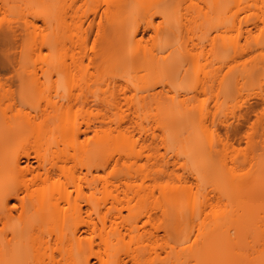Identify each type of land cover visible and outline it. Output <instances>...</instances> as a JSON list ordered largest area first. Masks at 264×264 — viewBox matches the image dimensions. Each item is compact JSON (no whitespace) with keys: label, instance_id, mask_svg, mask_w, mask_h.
<instances>
[{"label":"bare ground","instance_id":"obj_1","mask_svg":"<svg viewBox=\"0 0 264 264\" xmlns=\"http://www.w3.org/2000/svg\"><path fill=\"white\" fill-rule=\"evenodd\" d=\"M81 1L92 2L86 30L96 21L102 25V45L91 62L98 77L79 74L86 68L81 58L72 55L68 62L72 46L82 50V44L72 41V27L62 19L74 21L78 0H0V80L10 82L0 89L1 99L10 102L18 93L24 100L32 87L25 77L38 80L40 70L51 79L55 71L68 87L52 107L67 116L76 103L89 105L72 90L88 89L98 83L91 78L101 82L100 72H106L146 93L136 109L150 105L160 133H146L142 146L160 145L165 154H147L146 165L133 171L124 162L142 160V152L129 128L108 122L107 114L95 127L93 144L81 145L91 122L84 129L65 123L49 135L57 129L53 117L41 116L37 124V112L34 118L22 117L21 109L9 116V102L3 109L0 100V264H95L92 258L98 264H264V11L241 16L242 0H203L186 20L187 0ZM258 1L264 7V0L252 2ZM147 36L151 43L144 46ZM174 37L178 44H171ZM156 84L169 90L157 91ZM108 89L98 91L94 102L115 116L121 103ZM209 89L216 111L210 120L206 102L192 104ZM170 90H183V98L178 91L168 95ZM215 134L226 141H217L222 151L212 145ZM26 138L27 145L5 157L7 144ZM235 146L243 149L241 159Z\"/></svg>","mask_w":264,"mask_h":264},{"label":"rangeland","instance_id":"obj_2","mask_svg":"<svg viewBox=\"0 0 264 264\" xmlns=\"http://www.w3.org/2000/svg\"><path fill=\"white\" fill-rule=\"evenodd\" d=\"M71 1H73V0H67V3L70 5ZM252 1L253 0H242V5L239 7V12H240L241 16L245 15V13H247L249 11H251V12H254V11L263 12L264 11V9H263L264 7H263V4L261 3V1H258L257 4H255ZM64 4H66V0H65V3ZM195 4H198L199 6H204L205 5L203 0H187L183 4V8L184 7H191L190 8V11L187 12L185 10L182 13H180L179 15L181 16V14L187 12L186 13V16H184V18L186 17V20H187L188 18L192 17V14L194 12ZM77 6L79 7V11H78L77 16H75V15L73 16V17H76V18H74V21L72 20L73 18H71V16L69 17L67 15L68 16L67 19H66V17H65V19H62L63 17L60 16V17H62L61 18L62 20H65V22H68L69 21L67 24L72 27V29H68V31L70 32V35L73 38L72 41L73 42L76 41V42L82 44V46L80 47L82 50H79V48H78L79 45L77 46L78 49H76V48L74 49L73 46H72V48L68 52L69 53V55H68L69 56L68 57V62H71L72 61L70 59V57L72 55H75L77 58H81V62H82V65H83L82 66V69L84 67H86V68L84 70V73L83 72H80L79 74H87V76L89 74H92V75L98 77V73H97L96 69L93 66L95 64H91V62H93V61L96 62V59L98 57V53L100 51V45H102V42L100 41L102 39L101 38L99 39L100 36H99V32H98V30L101 31V29L99 28L101 24L99 23L100 24L99 25L98 22L96 21L97 25H94L92 28H90V31H89V28H88V31H87L86 29H87V26H88V18L89 17H92V15L90 14V12H88L90 10V7L92 6V2L91 1H88L87 3H83L81 0H78ZM69 15H72L71 12L69 13ZM0 17H1V15H0ZM24 17H23V19H25ZM28 17H27V19L30 18V17L29 18ZM182 18L183 17H181V19ZM184 18H183V22L186 23L187 21H185ZM61 19H60V21H62ZM99 19L100 18L98 17L97 20L100 21ZM18 20H21L22 22L24 21L22 19H18ZM55 20L58 21L57 18L56 19L54 18V21ZM37 23H38V25H40L41 30L42 29L43 30L45 29V26H44L45 24H43L41 21H39ZM73 23H75V24H73ZM242 26L244 28L246 27L244 25H242ZM55 28H56V26H55ZM58 28H57V30L56 29L55 30L58 31ZM46 29H48V28L46 27ZM43 30H42V33L43 32L46 33V31L45 30L43 31ZM64 31H66L65 28H64ZM68 31L65 32V33H68ZM86 31H87V34H86ZM243 31L244 30H242V32ZM39 32H41L40 29H39ZM51 32H52V30H51ZM100 33H102V32H100ZM150 33H151V35H154L153 31H150ZM68 35L69 34H67V40L65 39L66 37L64 36V39L66 40V42L68 41L67 43L65 41H63V43L65 42L67 44V45H64L63 44L65 47L66 46L69 47L70 44H71V42H70L71 40H69L71 37L69 38ZM120 36L121 35L119 34V38H120ZM193 37H194V40H196L198 38L197 35L196 36H193ZM243 37H244V32L240 36V42H241V44H244V41H245V39ZM151 39H152L151 36H147L146 39H145V41H143V45L144 46L149 45L151 43ZM177 39H178V37H177ZM186 39H187V36H186ZM172 41L173 42H171V44H173V43L178 44L177 43L178 40H176V37H174V40H172ZM187 41H188V39H187ZM187 41L184 40V42L186 44H188ZM195 42H197V40ZM74 44H76V43H74ZM127 46H126L128 48L127 50L129 51V45H127ZM78 52H80V55H79ZM41 53H42V56L41 57H45V56L48 55V51L46 49H43ZM31 55H32L31 56L32 57V60L30 62L32 63L33 60H35L37 58L38 53L36 54V52H35V54L33 53ZM201 62L202 63H205V61H204L203 58H202ZM40 63L39 62L37 63V67L38 66H41ZM28 66L29 65H26V67H28ZM87 66H88V68H87ZM87 69H88V71H87L88 73H86V70ZM139 73H137V74L134 73V75L136 74L135 77L137 76L136 78H140V76L143 74L141 72H139ZM38 74H39V77H37V78H39L38 80H35L34 77H29V76H27V77L24 78V80L26 82H29L31 84V86H32L31 87V92H30L31 94H29L30 96L28 95V97H26L24 100L22 99V97L19 96L18 93L15 94L14 97L13 96L11 97V99H10V102L11 103L8 100L4 101V99H1V97H0V100H3L4 103H5L4 104L3 101L2 102L0 101L1 103H3L2 104L3 109L6 108V104L9 102L8 104L10 106L7 104V108H6L7 109V112H8V115L11 114L9 116H12L14 114L16 115V113H18V110L21 109L22 111H24L23 112L24 114H22V117H24V118H26V115H29V114H30L29 117H31V118L32 117L34 118V116L40 114L39 115L40 117L36 116V117H38V119L36 118V122L39 121V123L42 120H44L43 119L44 116H45L44 118L47 117L49 119V121H50V118L53 117L52 120L56 122L57 129L54 132L48 133L49 135H53V133H56L60 129V127H62L65 123H71V122L79 123L81 125V127L84 129L85 126H86V122L89 121V122L92 123L93 130L90 131L87 135L82 136L80 138V142H79L81 145H86V144H89V143L90 144H93V142L95 141V127L98 126L99 125L98 123L102 120L101 115L103 114V116H104V114H107L108 115L107 116V121L108 122L111 121V120H114V123L119 122L120 124L123 125V127L127 126L129 128L128 129L127 127H125V128L128 129V131H130V132L127 133V135L128 136H132V141H135L137 143V145H136L137 147L136 148H137V150H139L138 152L139 153L142 152V155H141V159L142 160L139 161V160H136V159H129V160H126L124 162V163H127V165H129L130 162H131L132 164H130L129 166L132 167L133 171H138V170H140V168H142V165L143 166L146 165V158H145V156L147 154H153V153H156V154H165V149L162 146H160V145H158V146H156V145H153V146H145L144 145V146H142V143H143L142 140H143V138H146V135L147 134L148 135H151L152 132H155V133H158L159 134L160 131H159V128H158V124L156 122V118L154 117L155 110L150 105H147L145 109H142V111L144 110L143 112H140V110L137 111V109H136L135 104L138 103V102H140L142 96L145 95L146 93L143 92V91H139V90L136 91L135 88H134V86L130 82L129 83L126 82L127 80L122 79L120 77H113V76H110L109 77V76L106 75V72H103V73L100 72V74L102 75L103 81L100 82V81H96L94 78H91L92 82H94V83L95 82H98L100 84H98V83H95V84L90 83L91 82V80H90V82H89L90 85L88 84L90 87H88V89H86L87 86L85 85L86 88H85V86H80V87H77V88H75V89L72 90V92H73L72 94H74L75 96L76 95H82L79 98V100H81L83 97L86 96L89 99L88 100L89 101L88 102L89 105L86 104V106H84V105L81 104V102H78V104L76 103V106L71 107L73 109H71L69 111L70 113L67 116H63V115L61 116L58 113L54 112L55 110L52 107V105H53L52 101L53 102L54 101H60L61 100L60 98H59V100H56V99H58V95L59 96L60 95H65V92L67 91V87H68L67 86L68 83L66 82V79L63 78V77H61V75L59 76L58 74H56L55 71L52 72V78L51 79H47L46 77L42 76V71H40V70H38ZM112 75H114V74H112ZM114 76H116V75H114ZM16 79L17 78H15L14 80H16ZM93 79L95 81H93ZM19 80H21V79L19 78ZM77 80L78 79L76 78L75 80L70 81V84H74ZM129 81H131V80H129ZM18 82H20V81H17V83ZM9 83L10 82L7 81V80H0V89L2 90L3 87H4V89L8 88L7 85ZM151 85H152V83L148 87L152 88ZM189 85L190 84L188 82V86ZM185 86H187V85L185 84ZM38 87H40L42 89V92H38V89H37ZM82 87H84L83 90H85L84 91L85 93L83 91H81ZM101 88L104 89V91H106L109 88L108 89L109 92L107 91L108 93H106V94L108 96L109 95L110 96H113L114 94H116V95H114V97L116 96L115 98L117 99V101L118 100L120 101L121 108L122 109H121V112H119L115 116L112 115L111 111L109 112L106 109L105 110L104 109L102 110L101 107L96 106V102H94V100L96 99L97 92L100 91V90H102ZM155 88L157 89V91H162L164 89V92H166L167 90H169L168 87L163 88V86L161 84H156L155 85ZM179 90H176V91L174 90V91L175 92L178 91V93H181V97L183 98V96H182V94L184 95V93L182 92L183 90H181L180 92H179ZM82 92H83V94H82ZM213 92H214L213 90L211 91L209 89L205 95L199 96V99L196 98L194 100V102H192V104L195 103V105L196 104L198 105L201 102V100H203L204 102H206V104H207L206 107L209 110L208 111V114H207V118L209 120H210V117L212 119L213 115L215 114V113H213L215 111V109H214V104H215V101H214L215 100V97H214V95H215V93H213ZM174 93H173V91L170 90L169 93H168V95L172 96ZM188 93H190V91ZM127 97L132 100L131 103H128L129 101L128 102L126 101V98ZM11 100H13V101H11ZM161 101L164 104H167V102H168L165 97H162ZM61 102H63V100ZM11 105H13L14 107H12ZM8 107H9V110H8ZM100 111H102V112L100 113ZM35 112H37L39 114H36ZM209 112H210V114H209ZM55 113L58 114V115L56 116ZM209 115H210V117H209ZM41 116H43V117H41ZM221 116H222V113L219 114V118ZM37 124H38V122H37ZM114 127H115V125H112V129ZM211 128L214 129L215 127H213L211 125ZM114 135H117V132H114ZM215 136L216 137H215V139L213 138L214 141H212V143L213 142L214 143L212 145L217 150H220L222 147L221 148L218 147L219 144L222 145L223 144L222 142H225L226 143V141L223 140L222 142H220L219 141L220 137H217L219 135L218 134L217 135L215 134ZM216 138H218V139H216ZM223 138L224 137H222L221 139H223ZM27 140H29V139L26 138V139H23L21 141H17V142H14L13 141V142H11L12 144L14 143V145H12L11 143L10 144H7L6 145L7 147L5 146L4 147V150H3V153L4 154L6 153L5 157L10 156L9 155L10 153L11 154H14V153L18 152V150L20 151L21 148L25 146V143L27 145L30 142V140H29V142ZM217 141H219L218 142L219 143L218 145H216L217 144ZM243 144L240 145V146L243 147V148H245L244 147L245 146V143H243ZM240 146H238V147L235 146L234 149L232 147V151L235 150L236 147H237V149H236V151L234 153H236V154L242 153L243 154L244 153L243 152V149ZM239 147H240V149H239ZM7 149H9V150H7ZM141 149H142V151H141ZM245 149H247V148H245ZM169 151L167 152L168 154H166V155H168L170 161L172 163H174V158H175L174 156L175 155L171 151H170V153H172V155H169L170 154ZM220 151H222V150H220ZM73 152H74L73 150H70V153H73ZM227 152L230 155V153H231V147H230V151L227 150ZM228 153H227V155H228ZM218 154H219V156L221 155L220 153H218ZM236 154H234L232 156L235 157V156H237ZM242 154H240V157H239L240 159H241V155ZM230 156L227 157L228 158L227 160L231 162V159L232 158ZM134 160L137 161L138 164L137 163H134L135 162ZM26 161L27 160L24 157H22L21 163H20L22 167L26 166V163H27ZM30 162L31 163L34 162V165L36 166V163H35V161L33 159H30ZM230 162H228V164ZM123 164H121V165H123ZM230 164H232V163H230ZM73 165H74V163H70L69 164V166H71V167ZM120 167H123V166H120ZM171 168H172L173 171L176 170V172L179 175H180V172H182L181 170H179L180 169L179 167L176 168V169H174L175 166H173V164L171 165ZM109 171H111V170H109ZM102 174L104 175V172H102ZM92 260H93V262L95 264H98L97 261L94 258H92Z\"/></svg>","mask_w":264,"mask_h":264}]
</instances>
